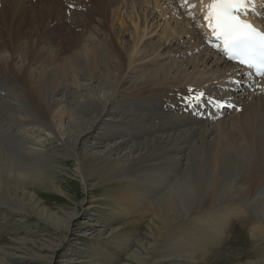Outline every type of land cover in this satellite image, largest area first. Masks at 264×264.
I'll list each match as a JSON object with an SVG mask.
<instances>
[{"label": "bare ground", "instance_id": "6f19581e", "mask_svg": "<svg viewBox=\"0 0 264 264\" xmlns=\"http://www.w3.org/2000/svg\"><path fill=\"white\" fill-rule=\"evenodd\" d=\"M255 3L243 18L264 31V0ZM203 16L201 0H0V204L75 236L77 214L56 217L31 192L53 187L61 153L30 146L18 133L27 124L57 137L84 188H117L102 199L109 214L152 211L146 242L124 264H195L198 246L217 239L203 227L215 208L260 218L264 76L227 62ZM255 223L264 241V220ZM88 231L100 249L103 233ZM51 242L5 256L57 264L61 241Z\"/></svg>", "mask_w": 264, "mask_h": 264}, {"label": "rangeland", "instance_id": "374dc122", "mask_svg": "<svg viewBox=\"0 0 264 264\" xmlns=\"http://www.w3.org/2000/svg\"><path fill=\"white\" fill-rule=\"evenodd\" d=\"M116 32L120 33L117 27ZM57 124L56 120L53 121L55 127L53 128L56 134L61 136L66 127L58 124L60 127L57 129ZM24 126L28 127L25 129ZM24 126L19 129L20 131L18 130V133L22 134L21 137L25 141L27 140L29 145L31 144L32 147L40 146L39 149L45 148L47 155H54L55 151L61 153L59 160L57 159L58 164L55 163L56 170L50 175L53 179V187L37 186L31 189V192L34 193L41 205L45 206L49 213L56 217L65 219V216L68 217L76 213L77 215L73 219L76 217V222H74L78 226L72 227L75 236L65 240L63 238V234L66 232L64 228L53 226L50 222L38 219L31 211L21 213L18 211L20 209L11 202L0 204V264H16L17 259L5 256L8 251L24 248L25 245L27 248L32 245L31 247L36 249L50 241H52V245H55L59 240L61 245L57 249L55 260L58 262L57 264H62V260L67 258H70L74 264H124L126 256L134 251H139L140 242H143L145 236L149 234L148 223L152 217V211L141 215L130 214L124 218L109 214L112 204L102 201V199L107 198L108 194L117 188L112 183L97 188H84L81 180L74 173L71 158L65 157L67 154L62 151L57 137L42 130V128H35L34 125L25 124ZM63 130L64 132H62ZM62 136L65 138L63 134ZM244 179L245 177L239 176L236 182L242 185ZM90 183L92 184V182ZM222 203L226 202L222 201ZM223 204L222 206L225 207ZM86 208L88 211H85ZM234 209L231 207L229 208L230 212L225 213L221 210L218 213L215 212V210L217 211L215 208L210 210L211 216L206 215L208 220L203 227L217 236V239L212 237L211 241L213 242L210 241L209 244L211 243V245L207 246L204 251H199L201 245L198 246V251L194 254L195 264H264V241L254 237L258 233L256 230L254 234L252 232L253 227L259 226L255 221L264 220V212L258 218L253 211L249 210L242 214H233L235 211L232 212V210ZM18 216H21V220ZM219 222H222L221 226ZM92 226L103 233L100 249L96 245L94 237L89 234L88 229ZM174 232V226H170L162 234V238L159 240L161 247L168 246L169 239ZM76 236L78 241L75 240ZM103 250L109 253L107 254L108 258L107 255L105 258L102 257ZM31 255L33 258L36 257L34 250Z\"/></svg>", "mask_w": 264, "mask_h": 264}, {"label": "snow or ice", "instance_id": "6c2138e0", "mask_svg": "<svg viewBox=\"0 0 264 264\" xmlns=\"http://www.w3.org/2000/svg\"><path fill=\"white\" fill-rule=\"evenodd\" d=\"M201 3L207 30L222 45L223 53L264 76V31L242 18L256 10L255 0H208L206 4L201 0ZM203 95L198 93L190 99L199 100Z\"/></svg>", "mask_w": 264, "mask_h": 264}]
</instances>
